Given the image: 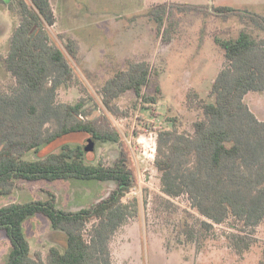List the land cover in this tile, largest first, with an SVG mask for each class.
<instances>
[{"label":"trees","instance_id":"obj_1","mask_svg":"<svg viewBox=\"0 0 264 264\" xmlns=\"http://www.w3.org/2000/svg\"><path fill=\"white\" fill-rule=\"evenodd\" d=\"M0 5L17 19L9 49L0 54V65L10 77L0 87V196L10 195L20 181L117 183L108 198L74 212L58 209L53 194L44 201L0 207V231L11 246L5 264H113L114 238L140 214L136 198L124 201L133 176L123 154L112 166L92 164L84 147L65 144L40 159L23 157L73 134L120 147L122 136L107 114L126 118L140 106H156L163 96L160 73L146 61L128 60L126 68L114 71L101 86L100 104L107 113L101 114L72 66L79 61L78 42L64 34L58 35L61 45L52 40L49 28L56 17L50 0H0ZM174 9L212 12L223 20L237 17L243 28L236 38H214L224 60L208 94L211 100L194 90L187 96L199 117L186 127L180 118L166 116L167 127L157 130L153 166L160 192L152 202L168 211L176 208L172 201L185 198L191 212L184 211L187 218L178 228L183 241L199 250L220 231L227 247L242 255L256 244L264 224V119L246 103L248 94L264 93V37L252 32H264V17L228 6L158 4L148 16L159 36L171 39L176 34ZM71 88L80 94L76 101H60V91ZM127 93L135 101L121 110L116 101ZM34 215L46 217L53 233L61 234L57 246L44 254L31 250L22 229Z\"/></svg>","mask_w":264,"mask_h":264},{"label":"rangeland","instance_id":"obj_2","mask_svg":"<svg viewBox=\"0 0 264 264\" xmlns=\"http://www.w3.org/2000/svg\"><path fill=\"white\" fill-rule=\"evenodd\" d=\"M57 11L56 24L49 28L52 40L61 45L59 34L74 38L80 46L78 62H72L77 78L87 86L88 94L98 103L99 113L105 110L100 104L99 90L114 71L126 68V62L146 61L159 71V82L163 96L152 109L139 107L126 118L109 114L112 125L120 132L123 144L95 143L94 150L86 153V161L92 164L102 162L112 166L121 158L133 176V185L124 201L136 198L140 204L137 219L126 224L116 235L111 245L113 264H261L264 262V224L256 233V244L246 253L238 255L230 250L220 231L206 241L199 250L185 243L179 236V225L187 218L188 202L185 198L172 201L175 209L166 211L155 207L154 195L159 194V174L153 166L156 154L157 130L167 127L166 116L180 118L182 124L190 126L200 115L196 107L188 105V93L196 91L201 98L208 97L211 85L223 64L222 51L215 45L214 38H236L243 28L237 17L223 20L220 16L201 12H178L174 9L176 34L171 39L159 36L149 10L158 4L187 6H228L247 10L264 17V0H52ZM58 3V9L56 6ZM73 17L72 25L64 23L67 12ZM85 23V24H84ZM84 24V26H83ZM88 24V28H86ZM70 30H63L62 26ZM17 19L7 8L0 5V54H6L9 40ZM257 37L264 32L253 29ZM10 82L9 75L0 65V87ZM80 96L74 89H62L60 101L73 103ZM135 98L132 93L122 95L116 102L121 110L131 108ZM251 112L264 119V93H251L246 98ZM152 113L157 117H152ZM137 133V135H136ZM90 139L85 134L63 137L37 151L24 155L25 160H36L58 152L67 145L84 147ZM27 183L26 181H20ZM43 191H58L66 186L74 195L70 212L89 208L108 198L116 189L114 180L84 181L76 179L28 182ZM47 189V190H46ZM26 194L24 191L18 192ZM82 196L87 197L82 198ZM17 198L15 195L0 196V207ZM48 199L35 189L25 202ZM85 199V200H83ZM63 197H60V202ZM69 202V200H68ZM41 216V215H40ZM36 220V219H34ZM221 228V227H219ZM47 230L45 227L43 228ZM223 228H221L222 230ZM25 233L33 238L34 223L24 225ZM1 232V231H0ZM29 235V234H28ZM37 244L32 240V247ZM4 245L0 243V248ZM8 251V250H7ZM8 255V254H7ZM7 255L0 259L5 264Z\"/></svg>","mask_w":264,"mask_h":264},{"label":"crops","instance_id":"obj_3","mask_svg":"<svg viewBox=\"0 0 264 264\" xmlns=\"http://www.w3.org/2000/svg\"><path fill=\"white\" fill-rule=\"evenodd\" d=\"M50 2H51L52 7H54L52 0H50ZM55 9L56 10L58 9V3H57V6ZM53 10H54V8H53ZM71 12L72 11L66 13L64 23H68L70 25H72L71 23H74L73 17L70 14ZM54 13L57 14V11H55ZM55 17H56V15H55ZM56 21H57V18H56ZM84 24H83V26H84ZM62 27H63V30L64 29L70 30L69 26H68V29L65 25ZM86 28H88V24H87ZM78 45H79V43H78ZM79 49H80V46H79ZM27 183H24V182H18L17 183V188L10 195H15L17 198L19 197L20 199H18V200L15 199L14 201H10V203H26L24 200L29 198L30 196H32V191H35V189H36L37 191L41 192L42 195L46 194L47 197H48V194H53L55 196L56 206L58 209L63 210V211H69L70 209H64V208H71L72 207V204H73L72 197L74 195L72 189L69 191L66 186H64V187L61 186L58 189V191H48L47 189H46L47 191H43V189H40L39 187L28 186L29 184H27ZM20 191H24L26 194H20V196H18V192H20ZM61 196L63 197L62 202H60ZM82 198L86 199L87 197L82 196ZM85 199H83V200H85ZM44 200H47V199H44ZM44 200H38V201H44ZM68 200H69V202H68ZM10 203L9 202L5 203L2 206L10 204ZM34 219H36V220H34ZM28 221H33V223H34V231H33L34 236L32 239L30 237L31 233H28L29 234L28 235L24 231V225ZM44 227L47 230L43 229ZM22 229H23V232H24L26 239L28 240V242L30 244L31 250L35 251V252H41L43 254L46 253L49 248H51L53 246H57V243H59V236H61V234H54L53 233V230L51 228V224H50L49 220L42 215L41 216L40 215H34V216L27 218L23 222ZM32 240H34L35 244H37L36 249L35 248L33 249V247H32ZM0 243H2L4 245L3 249L0 248V259H2L7 254H9L10 248H11L10 242L7 239L4 232H0Z\"/></svg>","mask_w":264,"mask_h":264},{"label":"water","instance_id":"obj_4","mask_svg":"<svg viewBox=\"0 0 264 264\" xmlns=\"http://www.w3.org/2000/svg\"><path fill=\"white\" fill-rule=\"evenodd\" d=\"M94 142L93 141H89V143H86L85 146H84V150L85 152H89V151H93L94 150Z\"/></svg>","mask_w":264,"mask_h":264}]
</instances>
